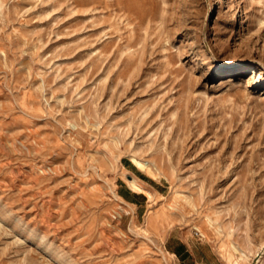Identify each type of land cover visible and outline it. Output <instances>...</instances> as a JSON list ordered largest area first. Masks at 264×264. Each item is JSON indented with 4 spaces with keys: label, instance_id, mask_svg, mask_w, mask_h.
Returning <instances> with one entry per match:
<instances>
[{
    "label": "rangeland",
    "instance_id": "1",
    "mask_svg": "<svg viewBox=\"0 0 264 264\" xmlns=\"http://www.w3.org/2000/svg\"><path fill=\"white\" fill-rule=\"evenodd\" d=\"M255 261L264 0H0V264Z\"/></svg>",
    "mask_w": 264,
    "mask_h": 264
},
{
    "label": "crops",
    "instance_id": "2",
    "mask_svg": "<svg viewBox=\"0 0 264 264\" xmlns=\"http://www.w3.org/2000/svg\"><path fill=\"white\" fill-rule=\"evenodd\" d=\"M132 181L137 183L138 185L141 186H146L150 188L151 190L158 192V190L150 184V179L146 175H144L142 172L141 173H134L133 177H130ZM131 181V182H132ZM117 193L120 196V198L124 199V202L128 203L131 206L136 207L138 210H141L144 208L147 203H148V198L143 195L142 193H138L134 191L130 186H118ZM122 199V200H123ZM190 255V251L188 247L186 246V243L180 242L179 247L175 248L172 250V255H179V256H185V255Z\"/></svg>",
    "mask_w": 264,
    "mask_h": 264
},
{
    "label": "bare ground",
    "instance_id": "3",
    "mask_svg": "<svg viewBox=\"0 0 264 264\" xmlns=\"http://www.w3.org/2000/svg\"><path fill=\"white\" fill-rule=\"evenodd\" d=\"M135 163H136V164H139V162H137V161H136ZM129 180L132 181L131 178H129ZM132 182H133V181H132ZM132 186H134V184H132ZM119 198H120V196H119ZM120 199H123V198H120ZM123 200H124V199H123ZM125 203H126V202H125ZM126 204H128V203H126ZM128 205H129V204H128ZM167 254H168V255H172V254H170L169 252H167ZM173 256H174V255H173ZM164 258H165V260H166V257H164ZM228 260H229V259H228Z\"/></svg>",
    "mask_w": 264,
    "mask_h": 264
},
{
    "label": "water",
    "instance_id": "4",
    "mask_svg": "<svg viewBox=\"0 0 264 264\" xmlns=\"http://www.w3.org/2000/svg\"><path fill=\"white\" fill-rule=\"evenodd\" d=\"M256 263V261L254 262V264Z\"/></svg>",
    "mask_w": 264,
    "mask_h": 264
},
{
    "label": "trees",
    "instance_id": "5",
    "mask_svg": "<svg viewBox=\"0 0 264 264\" xmlns=\"http://www.w3.org/2000/svg\"><path fill=\"white\" fill-rule=\"evenodd\" d=\"M179 256V255H178Z\"/></svg>",
    "mask_w": 264,
    "mask_h": 264
}]
</instances>
